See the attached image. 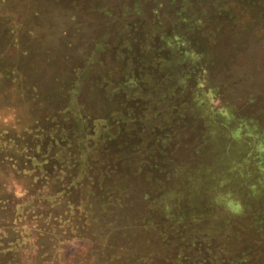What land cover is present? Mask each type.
<instances>
[{"label": "rangeland", "instance_id": "1", "mask_svg": "<svg viewBox=\"0 0 264 264\" xmlns=\"http://www.w3.org/2000/svg\"><path fill=\"white\" fill-rule=\"evenodd\" d=\"M162 2L0 0V264H264V0Z\"/></svg>", "mask_w": 264, "mask_h": 264}, {"label": "trees", "instance_id": "2", "mask_svg": "<svg viewBox=\"0 0 264 264\" xmlns=\"http://www.w3.org/2000/svg\"><path fill=\"white\" fill-rule=\"evenodd\" d=\"M176 1L177 0H169L170 5H172ZM182 1L186 5L185 11H189V9H188L189 5L192 4L191 0H182ZM156 2H157L156 5L153 6L154 7L153 8L154 13L160 12L164 6L162 0H156ZM192 7H193V4H192ZM190 17H192L194 19L190 20ZM182 18H185V19H182L181 22L183 24L187 25L189 30L192 28V25L189 22L194 21V20L196 21V24L199 27L204 26V24L202 22V20L204 21V19H203L202 13L200 12L199 9L198 10H196L195 8L191 9L190 16L189 17L185 16ZM180 34L182 35L181 36L182 38L179 36L180 39L182 40L181 47L183 48L185 46H190L189 43H187V40L184 38V37L188 38L187 34H185V33H180ZM168 40H172V37H169ZM173 46L174 45L171 46L172 49H174ZM182 48L180 50H185V55H186L185 59L187 60V62H189L191 64V68L188 71L189 74L191 76H193L195 74L197 75L196 78H194L195 79V85L205 82L207 80V77H208L207 76L208 70L206 68H203V67H205V65H204L205 62H208V59L206 58V56L205 55L201 56L197 50L192 51L189 49V47H187L186 49L185 48L182 49ZM196 79H198V81ZM203 98L206 100V105H207L208 96L205 95V96H203ZM207 107L209 109L211 108V110L214 111L212 113H209V116H208L209 121L215 120L216 117H218V118L220 117L219 118L220 123H219V125H217L218 127L216 126L212 129L213 135H212V138L208 137V141L209 142L213 141V144H215L214 145L215 148H219L222 144V147L220 148V150L223 153L228 152V151L230 152L231 141H238V142L242 143L243 144V146H242L243 151L240 152V154H239L240 155L238 158L239 162H237L235 164H237L239 166L240 165L244 166L245 163H249V162L251 163L252 162L253 164H250L251 170L249 172H252V173L254 172V174L246 173L247 175H250V176L249 177L243 176V178H244V180L250 179L253 182L257 181L256 183H254V185H257L259 183L262 184V180L264 178V175H263V171L260 169V167H261V165L264 164V160L262 159V157L264 155V147H263L264 146V131L261 130L262 136L260 133H257L258 127L254 124V122H251V120H249L248 118L247 119L242 118L241 113H238V115H233L232 113L229 114L227 112L228 117H225L224 115H222L223 112L221 111V109H219V110L214 109L212 107V105H209V106L207 105ZM65 111L71 115L72 111L70 110L69 107H66ZM259 135L261 137L258 138ZM259 146H262V147H259ZM242 174H244V173H242Z\"/></svg>", "mask_w": 264, "mask_h": 264}]
</instances>
